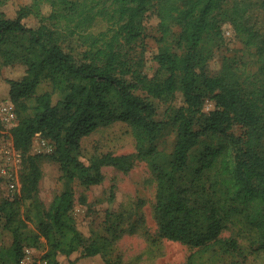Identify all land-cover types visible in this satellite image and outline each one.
<instances>
[{
	"label": "trees",
	"instance_id": "obj_1",
	"mask_svg": "<svg viewBox=\"0 0 264 264\" xmlns=\"http://www.w3.org/2000/svg\"><path fill=\"white\" fill-rule=\"evenodd\" d=\"M4 1L0 65L25 67L20 78L8 79L9 98L20 117L11 128V140L29 161L19 198L31 197L37 188L39 156L58 161L64 179L62 191L36 217L50 245L47 261L56 264L57 252L69 257L81 246L85 255L102 254L99 243L85 237L69 215L71 183L76 178L85 185L100 182L103 166L121 171L133 167L132 157L125 154L93 155L88 164L80 159V139L117 120L130 125L136 155L148 162L156 180L159 235L195 247L184 264H215L240 252L235 237L221 235L235 220L255 229L258 248L264 249V19H252V0H30L15 17L2 10ZM44 4L49 13L42 11ZM148 11L158 17L161 34L152 77L143 71L144 48L139 44ZM29 15L38 17L39 26L25 24ZM96 18L107 27L93 33L89 27ZM225 20L255 51L241 64L223 56L213 68ZM71 36L85 46L78 57L61 46ZM43 81L51 89L38 92ZM54 92L60 93L55 103ZM149 96L168 104L167 119H155ZM206 99L214 107L203 113ZM234 123L243 125V132L227 134L223 145L206 147L186 182L189 155L203 131L226 132ZM168 125L176 136L171 151L156 145ZM37 133L50 142L51 152L27 154ZM14 201L0 204V217L11 221ZM13 233L12 244L0 247V264H22L24 246L17 228Z\"/></svg>",
	"mask_w": 264,
	"mask_h": 264
},
{
	"label": "rangeland",
	"instance_id": "obj_2",
	"mask_svg": "<svg viewBox=\"0 0 264 264\" xmlns=\"http://www.w3.org/2000/svg\"><path fill=\"white\" fill-rule=\"evenodd\" d=\"M29 1L5 0L1 8L8 17H15L17 9ZM252 1L250 11L252 19L254 17L258 21L264 19L262 0ZM42 11L49 13L50 6L44 4ZM24 22L29 27H37L40 24L35 15H29ZM143 24L144 32L139 40V44L144 48L143 71L152 77L158 68L154 59L161 35L158 30V17L152 11H148L144 16ZM106 27L105 20L96 18L91 23L89 31L97 33ZM174 31L176 32L177 29L174 28ZM222 31L224 40L214 47L216 53L211 62L213 68L219 67L223 56H227L230 61L238 64L253 57L255 49L243 43L241 34L234 29L229 20L222 22ZM61 46L76 57L80 56L85 48L77 36L66 38ZM24 69L22 64L0 65L1 149L11 147V128L20 118L15 104L9 98L8 79L20 78ZM49 89H51L50 83L43 81L39 85L38 92ZM137 92L142 96L146 95L140 90ZM59 96V92H54L52 102L55 103ZM148 100L155 108V119H167L168 104L151 96ZM29 103H32V100ZM177 103H180V97L177 98ZM4 107L7 109L4 110ZM213 107L214 101L206 99L202 112L207 113ZM202 123L203 119L198 122L196 128L201 130ZM243 130V125L234 123L226 132L203 131L199 144L190 152L188 167L184 173L185 181L188 182L191 178L199 157L206 147L223 145L228 142L227 134L240 135ZM175 137L174 129L168 125L159 136L156 145L159 149L171 151ZM80 143V159L85 164H88L93 155L110 152L115 155H130L133 159V167L128 171H121L112 166H103L101 168L103 177L100 182L85 185L76 178L71 183L73 202L69 215L85 237L99 243L102 254L85 255L84 247L81 246L69 257L57 252L56 264H184L195 247L159 235L154 214L156 180L148 162L136 155L135 139L130 125L120 120L99 125L90 134L83 136ZM39 144L40 137L35 136L27 154L39 153ZM36 161L40 173L37 188L32 192L31 197L19 198L23 175L29 171L26 154L22 156L21 153L20 161L15 167L20 190L12 193L4 178L0 176V204L4 200L11 202L17 199L11 205L13 210L11 221H8L6 216L0 217V247L12 244L13 229L17 228L24 248L30 249V252L23 256L22 264H48L49 262L52 264L51 260L43 262L46 259L45 253L50 251V245L45 236L39 232L36 217L48 210L53 198L64 188V179L58 161L52 157L42 155ZM221 235L235 237L238 240L240 252L225 255L215 264H264V249L258 248V243L255 241V229L241 220H235L228 224Z\"/></svg>",
	"mask_w": 264,
	"mask_h": 264
},
{
	"label": "built area",
	"instance_id": "obj_3",
	"mask_svg": "<svg viewBox=\"0 0 264 264\" xmlns=\"http://www.w3.org/2000/svg\"><path fill=\"white\" fill-rule=\"evenodd\" d=\"M6 109L7 108L4 107V110ZM35 136L40 137L39 153L42 152L49 153L52 151L53 147L46 138L42 137L39 133H37ZM13 154H14V159H13ZM20 155L21 152L15 148L13 142L9 149H1L0 146V176L4 178L8 189L12 193H15L16 191L19 190V181H18V177H16L15 167L17 162L20 161ZM29 252H30L29 248H24V256H26L27 253ZM43 262L46 263V259H44Z\"/></svg>",
	"mask_w": 264,
	"mask_h": 264
}]
</instances>
